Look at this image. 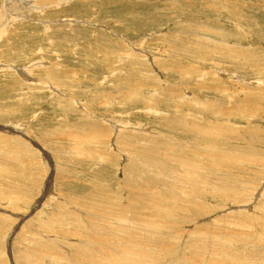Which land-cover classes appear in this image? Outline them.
<instances>
[{
    "label": "rangeland",
    "instance_id": "1",
    "mask_svg": "<svg viewBox=\"0 0 264 264\" xmlns=\"http://www.w3.org/2000/svg\"><path fill=\"white\" fill-rule=\"evenodd\" d=\"M127 221L146 264H264V0H0V264Z\"/></svg>",
    "mask_w": 264,
    "mask_h": 264
},
{
    "label": "bare ground",
    "instance_id": "2",
    "mask_svg": "<svg viewBox=\"0 0 264 264\" xmlns=\"http://www.w3.org/2000/svg\"><path fill=\"white\" fill-rule=\"evenodd\" d=\"M41 1H43V0H41ZM205 1V0H204ZM210 1V0H209ZM218 2V1H217ZM225 2V1H224ZM231 2V1H230ZM237 2V1H236ZM219 3V2H218ZM225 3H227V2H225ZM217 4V3H216ZM220 4V3H219ZM223 3H222V1H221V5H222ZM45 5V4H44ZM202 5V4H201ZM229 5V4H228ZM223 6V5H222ZM224 6H225V4H224ZM233 7V6H232ZM236 7V6H235ZM234 7V8H235ZM237 8V7H236ZM224 9H226V8H224ZM204 12V11H203ZM232 13V12H231ZM8 26V25H7ZM198 27V26H197ZM204 27V26H203ZM203 27H201V28H203ZM205 28V27H204ZM205 31V30H204ZM214 31V30H213ZM212 31V32H213ZM215 32V31H214ZM209 33V32H208ZM221 33V32H220ZM219 33V34H220ZM216 34V33H215ZM221 36H222V34H221ZM207 37H210V36H207ZM211 38V37H210ZM204 39V38H203ZM215 39V38H214ZM201 41H202V43H204V42H206V41H203L202 39H200ZM220 41H222V39L220 40ZM224 41V40H223ZM218 43V42H217ZM220 43V42H219ZM216 44V43H215ZM199 45H202V44H199ZM218 45V44H217ZM204 46V45H203ZM221 46V45H220ZM189 47H190V45H189ZM194 48V47H193ZM192 48V49H193ZM195 48H197V47H195ZM196 51V50H195ZM194 52V51H193ZM201 57H203L202 55L199 57V58H201ZM198 58V59H199ZM250 61V60H249ZM28 73V72H27ZM258 81V80H257ZM261 81V80H260ZM155 103V102H154ZM154 107V106H153ZM151 110V109H150ZM204 126V125H203ZM208 126V125H207ZM205 128H206V126H205ZM204 128V129H205ZM228 130V129H227ZM192 131V130H191ZM209 133H211L210 131H208ZM215 132H218V131H215ZM223 132V131H222ZM230 132H231V130H230ZM212 134H213V132H212ZM229 134V133H228ZM214 135H216V134H214ZM217 136H218V134H217ZM222 136V135H221ZM227 136V135H226ZM212 137V136H211ZM214 137V136H213ZM197 138V137H196ZM205 138V137H204ZM207 138H208V136H207ZM216 138H218L219 139V137H216ZM228 139H231V138H229L228 137ZM227 138H226V140H228ZM235 139V138H234ZM207 140V139H206ZM239 140V139H238ZM190 142V141H189ZM210 142V141H209ZM223 142V141H222ZM203 143V142H202ZM204 143H206V142H204ZM214 143V142H213ZM190 145V144H189ZM216 145V144H215ZM199 146V145H198ZM211 146V145H210ZM146 147V146H145ZM207 147V146H206ZM209 147V146H208ZM224 147H226V146H224ZM212 148V147H211ZM208 149H210V147L208 148ZM219 149V148H218ZM226 148H224V150H225ZM195 150V149H194ZM200 149H198V151H199ZM217 150V149H216ZM227 150V149H226ZM201 151V150H200ZM195 152H197L196 150H195ZM206 152V151H205ZM217 152H218V150H217ZM227 152H228V150H227ZM193 154V153H192ZM208 154V156H209V153H207ZM206 154V155H207ZM215 155V154H214ZM222 155V154H221ZM220 155V156H221ZM167 156V155H166ZM226 156V155H225ZM202 157V156H201ZM208 158V160H209V157H207ZM255 158V157H254ZM150 159V158H149ZM171 159V158H170ZM194 159V158H193ZM230 159V158H229ZM188 160V159H187ZM198 160V159H197ZM214 160V159H213ZM216 160V159H215ZM223 160V159H222ZM225 160V159H224ZM249 160V159H248ZM205 162V161H204ZM207 162V161H206ZM215 162V161H214ZM219 162V161H218ZM230 161H228V163H229ZM152 163V162H151ZM156 163V162H155ZM162 163V162H161ZM186 164V162H183V164ZM188 163V162H187ZM221 163H223V162H221ZM227 163V164H228ZM165 164V163H164ZM209 164V163H208ZM196 165V164H195ZM201 165V164H200ZM210 165V164H209ZM212 165V164H211ZM183 167V166H182ZM194 167V166H193ZM210 167V166H209ZM233 167V166H232ZM202 167H197V169H198V171L200 172V170H202L201 169ZM196 169V170H197ZM217 169V168H216ZM205 170V169H204ZM229 171V170H228ZM186 172V171H185ZM197 172V171H196ZM201 173V172H200ZM199 173V174H200ZM229 172H227V174H228ZM185 174V173H184ZM197 174V173H196ZM162 175V174H161ZM183 175V174H182ZM193 175V174H192ZM168 176H169V174H168ZM173 176V175H172ZM187 176H189V175H187ZM230 176V175H229ZM191 177V176H190ZM189 177V178H190ZM198 177H200V176H198ZM202 177V176H201ZM158 178V177H157ZM193 178V177H192ZM197 178V177H196ZM180 179V178H179ZM194 179H195V177H194ZM198 179V178H197ZM202 179H204V178H202ZM158 181H160V180H158ZM198 181L199 180H193V183H198ZM188 182V181H187ZM204 182V181H203ZM191 183V182H190ZM192 183V184H193ZM191 184V185H192ZM182 186V185H181ZM187 186H188V184H187ZM186 189V188H185ZM190 189V188H189ZM184 190V189H183ZM222 190H224V189H222ZM179 191V190H178ZM245 191V190H244ZM193 192V191H192ZM212 192V191H211ZM214 192V191H213ZM149 193V192H148ZM198 193H200V192H198ZM215 193V192H214ZM185 194V193H184ZM183 194V195H184ZM189 194V193H188ZM213 194V193H212ZM191 195H193V194H191L190 193V196ZM197 195V194H196ZM150 196V195H149ZM189 197V196H188ZM190 200V199H189ZM189 200H187V201H189ZM154 204V203H153ZM155 205V204H154ZM154 207V206H153ZM111 208V207H110ZM140 208V207H139ZM156 208V207H155ZM93 211V210H92ZM212 211V210H211ZM91 212V211H90ZM171 212V211H170ZM157 213V212H156ZM99 214V213H98ZM115 216V215H114ZM99 217H100V219H101V221L103 222H106V220L108 219V217H107V215L105 214V216H103V218H102V215H100L99 214ZM126 219V218H125ZM123 220V219H122ZM127 220V219H126ZM131 220V219H130ZM132 221V220H131ZM129 224H130V221H127ZM149 222V221H148ZM112 223V222H111ZM107 224V226L105 227V228H107L108 226H109V223H106ZM138 224V223H137ZM146 224V223H145ZM112 225V224H111ZM119 226H118V228H117V226H115L114 224L112 225L113 226V229H115L117 232H119L118 234H117V236H116V238H117V240H112V242L110 243L109 242V240H108V237L107 236H103V237H105L106 239H101V237L100 236H102V235H98V237H97V239H96V236H94L93 234V236L95 237V238H93V241H94V247H92V248H94V250L95 251H97V252H99L100 254L102 253L103 254V256H99V259H102L103 257L107 260V264H146V263H143L141 260H142V258H146V257H144V256H139V255H135V253H134V251L132 250V249H130L131 247V245H134V243L133 244H131V242H129V247L127 246V244H126V242L125 243H118V244H115L118 240H120L121 239V236H122V234L123 233H130L131 232V227H132V223L128 226V227H126V228H124L122 225H120V223L118 224ZM148 227H151V228H148V229H152V230H157V226L158 225H151V224H148L147 225ZM104 227V226H103ZM110 228L111 227H108V230L107 231H111L110 230ZM134 228H135V225H134ZM134 228H132V229H134ZM138 228V227H137ZM143 229V228H142ZM264 229V228H263ZM115 230H113V231H115ZM89 232V231H88ZM159 232V231H158ZM148 234L147 235H154L153 233H149V232H147ZM91 234V233H90ZM113 234H115V233H113ZM162 236V235H161ZM115 236H113L112 237V239L114 238ZM138 236H136V237H134V238H137ZM152 237H154V236H150V237H148V239L149 238H152ZM147 239V240H148ZM130 240V239H129ZM131 240H132V238H131ZM146 240V239H145ZM154 240H155V237H154ZM87 249H89V247H86ZM138 248V247H137ZM142 249V248H141ZM145 250V249H144ZM221 250V249H220ZM225 250V249H224ZM150 252V251H149ZM89 253H92V249L90 248L89 249ZM141 253H143L142 251H141ZM147 254V253H146ZM148 255V254H147ZM230 255V253L228 254V257H230L229 256ZM139 256V257H138ZM228 259V258H227ZM233 259V258H232ZM231 259V260H232ZM234 261V260H233ZM233 261L231 262V263H229V264H232L233 263ZM146 262H148V261H146ZM149 264V263H148Z\"/></svg>",
    "mask_w": 264,
    "mask_h": 264
}]
</instances>
